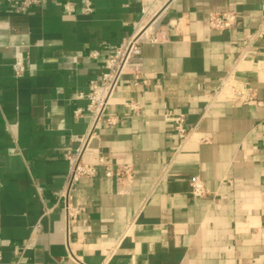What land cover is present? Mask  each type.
<instances>
[{"label": "crops", "instance_id": "crops-1", "mask_svg": "<svg viewBox=\"0 0 264 264\" xmlns=\"http://www.w3.org/2000/svg\"><path fill=\"white\" fill-rule=\"evenodd\" d=\"M90 1L17 12L0 0V264H264V38L246 39L264 0H172L159 40L142 44L147 82L121 77L84 157L128 165L127 179L100 166L66 198L64 153L87 129L89 86L144 17L141 0ZM229 9L239 23L211 28L209 13ZM167 112L186 115L185 140ZM193 176L206 195L191 194ZM67 201L83 208L69 233Z\"/></svg>", "mask_w": 264, "mask_h": 264}, {"label": "built area", "instance_id": "built-area-1", "mask_svg": "<svg viewBox=\"0 0 264 264\" xmlns=\"http://www.w3.org/2000/svg\"><path fill=\"white\" fill-rule=\"evenodd\" d=\"M39 1L40 0H7L8 3H11L15 6L17 12H24L32 4L38 3ZM171 1L172 0H141L143 4L144 17L138 28L123 45L115 47V49H113L106 57L103 65L104 70L102 72L101 80L91 82L89 86V92L87 94L89 99L87 106V129L82 135L76 137V147L73 149H68L64 153V156L69 163V170L65 179V184L60 191V196L68 198L69 192L74 183L83 177H93L97 175L100 166L105 168L104 170L107 176H114L118 183H123L124 180L127 179L130 171V167L128 165L114 168L108 162L106 155H100L96 162H87L85 161L84 157L91 143L97 137L100 125L104 121L110 123L112 122L110 118H105L104 115L111 103L121 77L126 73H131L134 75L135 84L147 82V79L143 77L139 70L140 62L142 60V44L146 41L159 40V37L157 36V30L159 28L162 16ZM65 7L70 10V5L68 3L65 4ZM84 10L86 12L92 11V2L90 0H86ZM240 16V12L236 9L212 11L209 13V25L213 29L222 31L228 30L235 27L239 23ZM155 19H158L157 25L144 36V27ZM263 38L264 6L262 7L260 13V21L258 26L253 31H250L246 34L248 45H252L258 39ZM90 54L95 57L98 52L92 51ZM25 70L26 58L17 57L14 62V71L16 75H22ZM239 94H241V91ZM128 106L134 110L140 108L139 105L133 100L128 102ZM83 114L84 112L81 108H77L74 111L75 117H80ZM165 115L168 117L173 116L176 133L181 140H185L189 133L186 115L184 113L172 115L170 112H167ZM190 186L191 194L195 197H202L207 193L205 183L198 176H193L190 178ZM262 199L264 203V190L262 193ZM82 210L83 208L81 206L73 205L69 203V201L66 202L64 206V216L67 233H69L70 225L76 221ZM37 227L38 224L34 227V230ZM32 246L33 242L31 240L25 244V248H31ZM68 257L77 260V257L75 256L70 245H68Z\"/></svg>", "mask_w": 264, "mask_h": 264}, {"label": "bare ground", "instance_id": "bare-ground-1", "mask_svg": "<svg viewBox=\"0 0 264 264\" xmlns=\"http://www.w3.org/2000/svg\"><path fill=\"white\" fill-rule=\"evenodd\" d=\"M157 23H158V19H155V20L149 22V24H148L147 26L144 27L145 32H144L143 35L145 36L149 31H151L152 29H154V27L157 25ZM153 25H154V26H153ZM151 27H152V28H151Z\"/></svg>", "mask_w": 264, "mask_h": 264}]
</instances>
